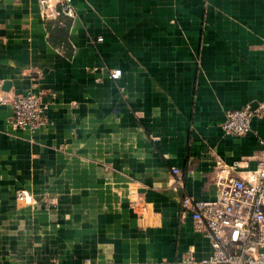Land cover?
<instances>
[{
	"label": "crops",
	"instance_id": "1",
	"mask_svg": "<svg viewBox=\"0 0 264 264\" xmlns=\"http://www.w3.org/2000/svg\"><path fill=\"white\" fill-rule=\"evenodd\" d=\"M72 5L67 56L49 42L39 0H0V264L207 259L172 168L184 193L212 200L222 164L257 167L264 0ZM31 86L45 122L13 128L9 101ZM244 108L259 112L251 132L225 135L226 112ZM22 190L30 204L17 201Z\"/></svg>",
	"mask_w": 264,
	"mask_h": 264
},
{
	"label": "built area",
	"instance_id": "2",
	"mask_svg": "<svg viewBox=\"0 0 264 264\" xmlns=\"http://www.w3.org/2000/svg\"><path fill=\"white\" fill-rule=\"evenodd\" d=\"M47 19H55L60 13L73 17L72 0H39ZM60 6L61 10H57ZM113 80L121 76L119 69L109 70ZM0 82V103L5 102ZM12 108L10 125L13 128L36 130L45 122L46 105L42 93L33 87L25 94H14L9 101ZM259 114L250 108L229 110L225 114L222 130L225 135L245 136L251 132V119ZM262 156L254 170L246 164L233 162L222 164L216 177L217 193L212 200H196L184 193V180L178 169L172 168L175 180L174 192L182 194L180 209L189 214L197 231L209 239L211 255L197 263L186 254L176 264H264V140L258 139ZM243 169V170H241ZM16 199L30 204L27 191H18ZM44 264H62L51 260Z\"/></svg>",
	"mask_w": 264,
	"mask_h": 264
},
{
	"label": "trees",
	"instance_id": "3",
	"mask_svg": "<svg viewBox=\"0 0 264 264\" xmlns=\"http://www.w3.org/2000/svg\"><path fill=\"white\" fill-rule=\"evenodd\" d=\"M57 10L60 11L61 7L58 6ZM70 19L71 18L66 16L64 13H60L55 19L45 18L46 27L49 32V42L55 47L58 46L59 49H65L64 52L67 54V56H70L72 52V48L67 41ZM61 23H64L65 27H60L59 25Z\"/></svg>",
	"mask_w": 264,
	"mask_h": 264
}]
</instances>
